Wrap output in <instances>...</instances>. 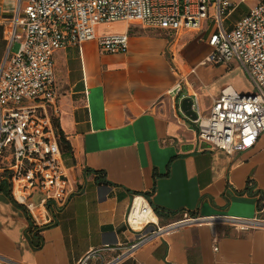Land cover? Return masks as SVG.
<instances>
[{"label":"crops","instance_id":"1","mask_svg":"<svg viewBox=\"0 0 264 264\" xmlns=\"http://www.w3.org/2000/svg\"><path fill=\"white\" fill-rule=\"evenodd\" d=\"M15 4L0 0V60L3 23ZM104 25L117 28L103 33ZM125 32V52H102L94 40L55 52L59 112L53 123L70 197L63 207L50 203L52 224L34 227L25 209L0 191V254L26 264H77L92 249L126 245L135 238L127 217L136 197L159 209L161 225L184 212L264 218V133L249 150L229 155L199 139L180 111L182 96L195 95L207 115L226 86L246 93L233 83L237 63L211 64L208 52L196 54L210 46L206 28L154 34L124 21L97 27L98 35ZM178 83L181 91L170 94ZM31 230L42 238L39 249L32 247ZM119 264H264V229L220 224L213 233L207 224L187 226Z\"/></svg>","mask_w":264,"mask_h":264},{"label":"built area","instance_id":"2","mask_svg":"<svg viewBox=\"0 0 264 264\" xmlns=\"http://www.w3.org/2000/svg\"><path fill=\"white\" fill-rule=\"evenodd\" d=\"M245 1L16 0L14 14L3 23L6 47L0 60V187L7 184L11 197L25 209L34 227L52 224L50 203L63 207L71 192L53 123V116L59 112L54 54L92 40L102 52L127 51L128 32L98 35L100 24L124 21L148 29H208L207 41L213 51L206 62L237 63L254 90L240 93L226 86L213 99L207 115L194 95L192 110L197 118L185 116L196 125L199 139L229 155L247 151L257 143L264 133V0L252 6L231 29L225 27L227 17ZM14 43L19 44L16 52L12 51ZM180 91L178 83L170 94ZM132 208L127 223L135 238L126 245L92 249L77 264H119L141 247L187 226L207 224L213 233L220 224L241 232L264 229V218L259 216H193L188 212L165 225L146 220L134 227ZM0 264L26 263L0 254Z\"/></svg>","mask_w":264,"mask_h":264},{"label":"rangeland","instance_id":"3","mask_svg":"<svg viewBox=\"0 0 264 264\" xmlns=\"http://www.w3.org/2000/svg\"><path fill=\"white\" fill-rule=\"evenodd\" d=\"M258 0H253L251 1H245L243 3H241L226 19L225 21V27L227 28V30L231 29L233 24L240 19L243 15H245L250 7H252L255 3H257ZM117 28L116 26H110V25H104L102 26V32H112ZM200 43V40H196L193 44H198ZM19 48V44L18 43H14V45L12 46V51L16 52ZM3 51V50H2ZM213 51V47L209 46V47H200L197 50L196 54H200L202 52H208V55ZM187 57L190 59L192 57L195 56L194 53H190L187 52L186 53ZM234 70L231 72V76L235 77V81L233 82L237 87L241 88L244 92L246 93H252L253 92V87L250 84V82L248 81L247 78H245L242 74V69L240 67L237 66V64H234ZM231 68V67H229ZM238 89V88H237ZM5 188L7 189L8 186H5Z\"/></svg>","mask_w":264,"mask_h":264},{"label":"bare ground","instance_id":"4","mask_svg":"<svg viewBox=\"0 0 264 264\" xmlns=\"http://www.w3.org/2000/svg\"><path fill=\"white\" fill-rule=\"evenodd\" d=\"M130 220L134 227H138L141 222L146 220L157 221V217L147 206L146 200L142 197H137L131 211Z\"/></svg>","mask_w":264,"mask_h":264},{"label":"trees","instance_id":"5","mask_svg":"<svg viewBox=\"0 0 264 264\" xmlns=\"http://www.w3.org/2000/svg\"><path fill=\"white\" fill-rule=\"evenodd\" d=\"M148 30H150V29H148ZM151 31H156V32H153L154 34H158V33L160 34L163 30L162 29H151ZM60 144H66V142L63 140V138L60 139ZM66 147L69 150V146L67 145ZM96 173L98 174V176L101 175L100 172H96ZM5 186H7V184H3L0 187V191H4L6 193V195L9 196L12 199V201L15 203V201L11 197L9 188L6 189ZM154 211L158 215H162L158 208H154ZM30 233H32V234H30L31 235L30 236V242L32 244V247L35 248V249H39L42 246V238H41V236L39 235V233L37 231L31 230Z\"/></svg>","mask_w":264,"mask_h":264},{"label":"water","instance_id":"6","mask_svg":"<svg viewBox=\"0 0 264 264\" xmlns=\"http://www.w3.org/2000/svg\"><path fill=\"white\" fill-rule=\"evenodd\" d=\"M192 99L190 97H185L182 98V100L179 102L180 105V111L188 116L191 117L192 119H196L197 115L196 113L192 110Z\"/></svg>","mask_w":264,"mask_h":264}]
</instances>
